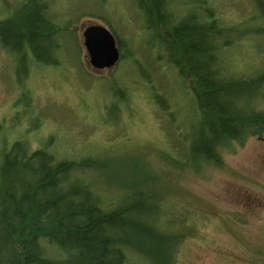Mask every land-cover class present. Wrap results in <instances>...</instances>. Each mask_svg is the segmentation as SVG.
Masks as SVG:
<instances>
[{"label":"rangeland","instance_id":"rangeland-1","mask_svg":"<svg viewBox=\"0 0 264 264\" xmlns=\"http://www.w3.org/2000/svg\"><path fill=\"white\" fill-rule=\"evenodd\" d=\"M52 1L62 27L51 38L61 45L60 66L31 68L0 41V163L18 139L34 148L54 137L60 157L96 155L103 161L84 179L106 209L154 202L172 232L186 234L175 264H264V135L226 142L219 148L221 165L196 156L199 117L177 74L163 65L155 70L163 51L150 48L156 39L145 29L136 0ZM209 1L230 24L239 22L224 52L237 68L230 74L264 70V34L255 33L264 24L258 9L264 0ZM18 3L0 0V21ZM95 24L110 28L120 45L129 41L122 54L134 60L95 70L84 37ZM246 29L253 31L241 38ZM165 83L170 112L153 98L152 87ZM258 103L264 108V101Z\"/></svg>","mask_w":264,"mask_h":264},{"label":"trees","instance_id":"trees-1","mask_svg":"<svg viewBox=\"0 0 264 264\" xmlns=\"http://www.w3.org/2000/svg\"><path fill=\"white\" fill-rule=\"evenodd\" d=\"M197 1L136 0L145 29L156 39L150 48L157 45L163 51L155 70L163 65L177 74L182 95L199 117L193 153L221 165L219 148L226 142L264 135V108L258 103L264 101V70L230 74L237 68L224 52L233 45L230 37L239 22L230 24L215 3ZM52 5V0H20L10 17L0 21L3 47L31 68L33 63L58 67L64 61L61 45L51 43L62 30ZM185 6L193 10L184 11ZM4 27L10 29L9 37ZM250 30H243L241 38ZM255 33L263 35L264 24ZM117 42L120 59L134 60L131 53L122 54L130 42ZM165 77L161 79L168 82ZM167 84L152 87L153 98L170 112L162 91ZM53 141L50 137L32 148L18 139L2 154L0 264H175L186 234L172 232L157 204L133 201L106 209L84 179L103 161L96 155L60 157Z\"/></svg>","mask_w":264,"mask_h":264},{"label":"water","instance_id":"water-1","mask_svg":"<svg viewBox=\"0 0 264 264\" xmlns=\"http://www.w3.org/2000/svg\"><path fill=\"white\" fill-rule=\"evenodd\" d=\"M90 63L95 70H111L119 62L121 52L112 30L95 24L84 32Z\"/></svg>","mask_w":264,"mask_h":264},{"label":"bare ground","instance_id":"bare-ground-1","mask_svg":"<svg viewBox=\"0 0 264 264\" xmlns=\"http://www.w3.org/2000/svg\"><path fill=\"white\" fill-rule=\"evenodd\" d=\"M38 3H39V2H37V4H38ZM39 4H40V3H39ZM39 4H38V5H39ZM3 32L8 36L9 33H10L11 31H10L9 28L4 27V28H3ZM11 36H12V35H10V37H11ZM8 37H9V36H8ZM4 258H5V256H4Z\"/></svg>","mask_w":264,"mask_h":264},{"label":"flooded vegetation","instance_id":"flooded-vegetation-1","mask_svg":"<svg viewBox=\"0 0 264 264\" xmlns=\"http://www.w3.org/2000/svg\"><path fill=\"white\" fill-rule=\"evenodd\" d=\"M241 243V241H239V244Z\"/></svg>","mask_w":264,"mask_h":264}]
</instances>
